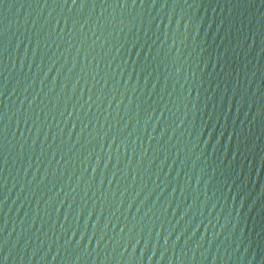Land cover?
I'll list each match as a JSON object with an SVG mask.
<instances>
[{"label":"water","instance_id":"water-1","mask_svg":"<svg viewBox=\"0 0 264 264\" xmlns=\"http://www.w3.org/2000/svg\"><path fill=\"white\" fill-rule=\"evenodd\" d=\"M199 0H0V264H65Z\"/></svg>","mask_w":264,"mask_h":264}]
</instances>
